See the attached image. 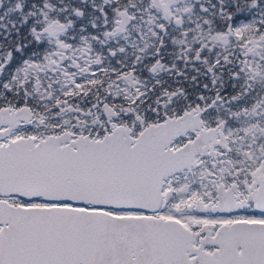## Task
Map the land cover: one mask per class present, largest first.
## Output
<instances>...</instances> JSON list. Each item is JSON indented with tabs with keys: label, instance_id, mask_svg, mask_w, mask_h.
Returning <instances> with one entry per match:
<instances>
[{
	"label": "snow or ice",
	"instance_id": "6c2138e0",
	"mask_svg": "<svg viewBox=\"0 0 264 264\" xmlns=\"http://www.w3.org/2000/svg\"><path fill=\"white\" fill-rule=\"evenodd\" d=\"M0 264H264V0H0Z\"/></svg>",
	"mask_w": 264,
	"mask_h": 264
}]
</instances>
